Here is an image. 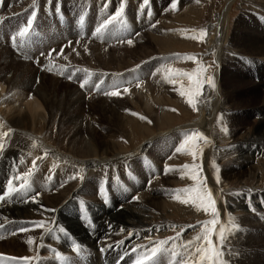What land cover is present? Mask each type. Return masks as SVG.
Listing matches in <instances>:
<instances>
[{
	"label": "bare ground",
	"instance_id": "1",
	"mask_svg": "<svg viewBox=\"0 0 264 264\" xmlns=\"http://www.w3.org/2000/svg\"><path fill=\"white\" fill-rule=\"evenodd\" d=\"M27 1L29 5L32 2V0ZM56 1L62 12L58 10L53 13L54 15L49 14L46 17L45 22L42 23L41 35L46 38L51 37L54 42L59 40V37H55L57 34L53 36L54 25H52L54 22L56 24L59 12L60 37H70L71 30H74L76 35H71L72 39L64 42L65 44L70 42L71 46L63 48L64 43L60 47L54 44L40 58L34 55L32 50L36 43V40L33 42L36 39V27L30 28L29 30L33 29V32L30 35L28 32L18 42L12 36L8 39L2 32L13 23L11 24L9 19L0 21V37L7 39L11 47L0 42V133H6L0 135V144L3 145L0 150V180L6 182L7 176L11 174L9 181L5 184L0 183V232L1 227L4 230V233L0 234V253L9 255L6 264H97V260L100 259L99 253L103 260H107V264H115L121 255L127 253V256L120 261V264H127V257L133 258L132 248L123 251L121 247L115 249L113 247L123 246L129 241L136 240L138 232L145 235L150 231L151 228L148 226L138 225L142 224L141 214L143 215L152 206L164 207L167 203H174V199L167 200V198L164 202L167 194L164 198L162 196L166 193L167 187L162 186L169 182L165 180L166 176L172 184L181 176V173L178 176H175L177 173H166L167 175L163 176L162 166L165 158L170 154V141H167L168 145L160 144L161 153H150V158L147 160L139 156L133 157L136 151L128 154L124 151L127 149L123 147L124 150L117 151L121 145L120 136L128 133V137L132 139V146L139 136L144 138L143 144L135 148L140 154L148 146L163 140L154 137V127L169 126L172 121V118L166 117L169 111L163 103V98L167 94V96L171 95L168 91L172 90L174 92L171 93H175L177 90L173 75L169 71L162 76L161 82L155 78L150 83L143 80L144 77H139L137 81L135 79L126 82L131 74L143 75V72L149 70V65L146 63L148 59L154 62V65L157 63L158 57L151 48L154 49V40L156 43L158 41L156 38L160 32L159 24H153L156 13L147 12V8L150 7L148 4L153 5L155 0ZM184 2L182 1V5ZM5 6V0H1V9ZM22 8L9 12L19 11ZM68 8L73 11L72 19L61 18ZM121 8H123L121 16L112 20L115 12ZM255 8V12L264 14V0H257ZM79 10L81 12L77 14L76 11ZM157 10L158 8L156 12ZM107 15H110L111 23L105 20ZM132 15H136L138 25L133 23ZM143 15L147 16L146 20L142 19ZM224 18H219V21H223ZM39 21L37 19V22ZM261 21V29L257 27L254 31H247L244 29L245 24H240L236 32L237 34L241 32L242 36L238 39L234 32V35L228 39L226 48L234 44V48L240 53L244 52L245 55H242L246 57L243 60L230 58L241 63V66L238 63L235 68L236 71L240 70L241 75H232L236 78L232 81L230 91L222 89L224 93L222 94L221 78L216 80V87L208 88L209 91L206 90L203 96H198L199 107L196 119L185 124L186 127L188 126L185 140L189 134L199 130L205 135H210L217 142L220 141L217 132H222L219 134H223L222 137L230 142L228 147L233 151L231 155L234 154L236 162L223 166L220 171L228 179L246 175L248 172L246 164L258 159L256 154L262 153L264 148V76L260 75L261 69L264 71V65L255 62V66L246 69L248 61L251 65L254 59H264V17H261ZM32 25H36L33 20H31ZM217 25L220 26L221 23ZM88 31L105 36L104 42L95 40L88 43L78 37L85 36ZM133 32L138 36L131 39V44L127 42L116 48H109L106 44L110 41L130 39ZM44 42L49 44L50 40ZM75 42L78 45H75ZM12 49L22 53L23 56H14L10 52ZM51 54H54L58 60L61 59L60 56L67 57L68 59L64 60L67 64H74L76 60L81 61L85 64L84 67L97 70L93 72L94 75L98 71L102 74L109 73L112 79L108 78L105 84L113 83L114 88L133 83L141 85L145 82V89L131 86L128 90L120 91L116 96H101L97 93L95 95L97 97L89 96L90 100H87L86 92L84 93L78 85L66 79H60V82H63L60 83L52 75L37 74V70L30 63L37 60L40 61L39 66L44 67L47 64L45 68L49 69L53 66L49 58ZM89 63L95 67L90 66ZM59 66L56 65V72L62 73L63 70H60ZM14 67V74L11 75V68ZM7 72L9 75H5ZM258 72L259 75H256ZM75 73L76 76L77 71ZM258 78H261L259 83L256 82ZM237 79L238 82L235 81ZM97 83L103 84V80H93L94 88ZM108 89L104 86V90ZM229 99L234 109L229 108V112L232 111L230 114L223 112L219 114V109L220 111L228 109L225 102ZM135 100L142 102L146 110L142 122L136 115L138 113L134 110V105L130 106ZM87 101H95V103L88 109ZM236 111H239L240 121L237 119ZM246 111L258 116L252 125H245L247 116L241 117L246 115ZM138 129L140 132L135 138L134 131ZM172 133L171 137H179L174 131ZM181 148L184 151L185 148ZM126 155L128 160L124 159ZM25 159L27 167H21L20 164ZM139 159V164H135ZM244 161L247 163L244 164ZM150 162H154L156 169ZM170 162H177V158L174 156ZM235 164L241 165L239 171L233 170L232 166ZM121 166L129 169H118ZM37 173L40 183L35 195L32 194L34 192L32 187L36 185L29 180ZM26 174L27 188L18 192L21 196L20 201H13V193L11 196L8 195L9 184L11 182L13 187L18 188L21 183L20 178L25 177ZM128 178H133L134 182L125 183ZM146 178L153 179V183L149 186L157 188L154 192L150 189L147 193H143L142 189L145 190L143 182ZM159 183L161 185H158ZM134 193L139 194L141 202L128 201L130 197V200L132 199ZM38 194L40 197L37 196ZM244 196L246 199L242 196L236 200L237 206L246 209L248 213L244 217H238V213L234 216L227 214L221 201L222 221L216 236L220 237V230L223 229V240L219 238L216 246L221 252L218 264H264V190L245 189ZM118 207L125 210L118 213L116 211ZM26 220L37 223L29 225ZM120 240L122 243L111 248L114 242ZM181 241L176 244L177 253L179 252L181 258L187 257L185 246L190 247L188 245L190 241L186 239L184 243ZM191 242L196 244L195 241ZM39 244H43L44 255ZM84 244L89 246H83ZM75 245L80 246L79 250H72V246ZM91 246L96 247L99 253ZM173 247L161 245L156 256L148 258L151 261L158 260L160 263L162 259H170L171 263L176 253ZM110 251L118 252H115L114 256L109 253ZM147 251L150 252L151 249ZM104 252H106L105 258ZM25 257L28 258L27 261L23 259Z\"/></svg>",
	"mask_w": 264,
	"mask_h": 264
},
{
	"label": "rangeland",
	"instance_id": "2",
	"mask_svg": "<svg viewBox=\"0 0 264 264\" xmlns=\"http://www.w3.org/2000/svg\"><path fill=\"white\" fill-rule=\"evenodd\" d=\"M182 1L184 2L185 0H159V1L155 0L154 1L155 5L154 4L152 5L151 3L148 4L150 5V7L147 8L148 9L147 12L150 13L154 11L156 13L153 24L154 25L159 24L158 29L160 30V32L158 33L159 35H157L158 38H156L158 40L157 43L155 40L153 42L154 49L151 48V51L155 52L154 55H157L158 57L157 63H155L156 65H154V62L152 63V61L148 59L146 63H148L149 65V70L143 72V75L131 74V77H128L130 79L126 81V82H130V81H134L135 79L137 81L139 77L141 78L144 77L143 80L147 82L150 81L152 82V80H154L155 78L156 80H159V82H161L162 76L169 71V73L173 75L172 76L173 82L177 86V90L175 93H171L174 92L172 90L168 91L170 92L169 94H171L170 95L171 97L167 96L168 95L167 94L166 97L163 98V103L165 104V108L169 111L166 117L168 116L167 118H172L170 125L169 126L165 125L162 128L155 126L153 129V131L155 132L154 137L157 138L160 137L159 139H163V140L148 146L145 150L141 151V153L139 154L138 150H135V148L143 144V142L145 141L144 138L139 136V139H137L136 143H134V145L132 146L131 143L132 139L128 137L127 135L128 133L126 134L124 133L125 135L122 134L120 136L119 142L121 145L119 146V149L117 151H120L121 149L124 150L123 148H126L127 150H124L126 153L128 152L132 153L136 151L135 152L136 155L134 153L133 157L137 158L139 156L140 158L147 160L150 158V153L151 154L161 153L162 150L160 148L162 146L160 147V144L164 145L165 143L167 144V141H170L169 143L170 154L168 155V157L165 158L164 160L165 163L162 166L163 176L165 177L168 173L170 174L177 173L175 176H178V174L181 173V176L177 178L178 182L175 181L173 182V184L170 183V179L167 178L166 176L165 180L169 182H167V184L162 186V187H167L166 189L167 191L166 193H164V196H162V198L165 197V194L169 196V198L167 196L164 198V202L170 199H174L175 202L172 204L167 203L168 205L165 204L164 207L163 206L159 207L156 205L155 207L152 206V208L147 210V212H144L143 215L141 214L142 217L140 219L142 221V224H138V225L140 226L146 225L149 228H151L150 231H147L145 235L144 233L141 234L140 232H138V237L135 238L136 240L131 242L129 241L127 242L126 245L115 246L118 243H122V240L118 242H114L111 245V248L113 246H115L113 247V249L121 247L123 251L125 250L128 251L130 248H132L133 258L127 257V264H133V263L135 264L137 259L145 256V254L148 252L147 250H150L154 247L160 248L161 247V245L159 244L160 241H165L168 244L167 245L165 243L164 245H162L163 247L165 246L168 247L170 245L172 247L174 246L173 248L176 252L174 253L173 256L174 259L172 258L171 263H170V259H162L163 261L161 260L162 262L160 263V261H158L157 259H156L157 261H155V259L151 261V259L147 258V260H145V264H181L182 258L179 252L177 253L178 247H176V244L181 241L179 240L181 238L183 239L181 241L182 243H184L186 239V241H195L197 245L200 244L202 245L203 242L197 241L196 238L203 234L204 225L207 222L213 220L214 217L210 211L205 212L203 210H198L196 205L192 203L185 204L182 202L187 195L184 192V190L196 187L198 184V181L193 180L191 178L193 174H196L198 180L203 182V186L212 192L213 197L215 199V207L217 210V215L215 219L217 220V224L214 227L216 229V232L222 221L221 219L222 211L220 212L221 201H223L224 203L223 208L227 214H231V216L239 214L238 217L240 216L244 217L248 213L246 209L237 206L236 200L242 196L243 199H246V197L244 196L245 189L253 188V189L264 190V148H262V153H260L259 155L258 153L256 154L257 155L256 157L257 158L259 157L258 159H255V161H253L251 164L250 163L246 164V167L248 169L246 175L239 178L236 177L230 179L226 178L220 171L222 170V168L226 167L229 163L231 164L232 162L235 163L236 157L234 156V154L231 155L233 151H230V147H228L230 146L229 145L230 142L227 141L224 137H222L223 134L221 135L219 134L222 132L219 131L217 132L219 135L218 139H220V141L217 142L210 135H205L202 131L197 130L196 132L197 139L194 142L190 141L187 145H185L184 151L181 148V145H184L185 137H187L186 132L188 131L187 130L188 126L186 127L185 124H189L193 122L198 116V107H199L198 98L203 96L206 90L209 91V89L216 87V80L218 81L220 78L222 81L221 83L222 88L221 91L220 89L219 91L222 94H224L223 90L228 91L230 89L233 79L236 78L235 76L232 77V75H241L240 70H237L239 72L235 70L236 65L239 63L240 64L239 66H241V63L230 60V58H234V59L242 58L243 60V58H246L244 56L245 54L244 52L240 53V51L236 50L234 48L235 46L234 44L233 46H229L228 48H226L228 39L232 35H234L233 34L234 32H235V37H237L238 39L242 36L241 32L238 34L236 32L237 29H239L242 24H245L244 29L247 31H254L257 27L258 29H261L262 27L261 17H264V14L257 11L255 12L256 9L255 4L257 0H186L184 2L185 4L183 3V5H182ZM92 2H96V0H92ZM5 5L6 6L3 7L2 9L0 7V21L1 19H5V20L9 19V22L11 24L13 23V25L9 27L11 28L10 31L8 30L9 28L7 27L6 29H3L2 32H8L7 34H5L8 39L9 37L12 36V38H15L14 40H17L19 42V40L21 39V37L18 35L19 31H22L27 26L28 22L33 20L34 24L36 25L35 26L32 25L31 28L33 27V29H35L34 27H36L35 30L36 39L33 40V42L36 40V43L32 50L34 55L36 56L38 55L37 56L38 58L43 56V54H46L47 51L51 49L52 45L55 44L60 47L65 41L72 39L71 35H76V32L74 30H71L70 37H66V38H64V36L60 37L61 34L59 29H61V26L58 27L60 25V19H59L60 12L57 14L56 24L55 22L52 23V25H54V27L52 26L54 29L53 36L57 34L55 37L57 38L59 37L58 38L59 40L57 42H54L51 37L46 38V36L43 37L41 35L43 28L42 23L45 22L46 17L49 14L55 13V11L58 10L61 11L60 6L58 5L56 0H40V1L32 0L30 5H29V1L27 0H5ZM20 7L23 8L20 9L19 11L9 12ZM157 8L158 10L156 12ZM76 12L77 14H79L81 10ZM71 14L73 15V11H71L68 8L64 13V15L61 16V18L72 19L73 16ZM21 15L23 16L20 19H18ZM161 16L164 18L161 19L162 18ZM132 17L134 19L133 23L138 25L136 15H132ZM221 17L223 18L225 17L223 21H219L220 20L219 18ZM37 19L40 21L41 19L43 20L40 23V21L37 22ZM142 19L146 20L147 16L143 15ZM105 20L109 22L111 20L110 15H107ZM219 23H221L220 26L217 25ZM33 29L29 30V35L33 32ZM57 30H59L58 31L59 33L57 32ZM135 34L136 36H134ZM90 36H92L93 38L89 39ZM131 36L132 37H130V39L126 38L123 40L110 41L109 43L106 44L108 45L109 48H116L118 46H122L126 44L129 40L134 39L135 37L138 36V34L136 32H133ZM78 37L82 41H86L88 43L94 42L95 40H98L100 43H102L105 40V36H101V34L94 33L93 31H88L85 36L81 35ZM47 39L50 40V43L44 44L45 43L44 41H47ZM138 41L140 42V40ZM0 42L10 47V44L7 39H3L2 37H0ZM133 42H137V41H133ZM74 44L78 45L76 42ZM20 45L22 44L20 43ZM63 46H64L63 48H65L66 46H71V45L69 42ZM52 50L55 49L52 48ZM10 52L16 57L23 56L22 53L15 52L13 49ZM53 56L54 54L53 55L51 54L49 56L51 60V64H53V66L50 67L49 69L45 68V65L47 64H45L44 67L39 66L40 61L37 60L28 63L33 65V67L37 70L38 75H52L54 76L53 78L58 80L59 82L60 79L63 80L66 79L67 81H70L78 85L81 88V90H83L84 93L86 92L87 100H90L88 98L89 96L97 97L95 96L97 93L98 95L101 94V96H111L108 93H111L113 91L120 92L123 90H128L129 88H131V86L132 88L134 87L138 88L140 86V88L145 89L144 87L145 82H143L141 85L139 84L135 85V83H133L131 85L127 84L125 86L123 85L121 87L114 88L113 83L108 82V84L107 83L105 84L108 78H110L109 73L102 74L100 71H98V73L94 75L93 72L97 70L84 67L85 64L82 63L81 61L78 62L76 60L74 64L72 63L67 64L64 62V60L68 59L67 57L63 58L62 56H60L61 59L58 60L56 56L52 58ZM254 60L255 61L252 62L251 65H249L250 62L248 61V63L246 64L247 70L248 67L252 68V66L253 65L255 66L256 63H259L260 65H264L263 64L264 59L261 60L254 59ZM80 64L82 65L80 66ZM56 65H60L59 68L60 70H63L64 73L56 72L57 71ZM89 65L95 67L91 63H89ZM11 69L13 71L11 70L10 74L13 75L15 67ZM75 71H77L76 76H75L76 74ZM260 73H261L260 74L261 77H263L264 71L262 69ZM5 75H9V73L7 72L5 73ZM256 75H259V72ZM95 79L101 81L103 80V84L101 83L100 85L97 86L95 85L96 87L94 88L92 83L93 80ZM110 79H112V77ZM197 80L200 82V88L198 94L195 87ZM235 81L238 82L239 80L237 79ZM260 81L261 78H258L256 82L259 83ZM138 82L140 83V81ZM104 86L105 88L107 89L109 88V89L104 90ZM156 86L159 88L158 84ZM4 89L6 91V87ZM94 103L95 101H87L86 105L88 109L91 108ZM225 103H227L226 108H228L227 109L228 111L226 109L220 111L221 109H219L218 110L219 114H221L222 112L230 114L232 112V111L229 112V108L230 109L233 108L231 106L232 102L230 101V99ZM131 105L132 107L134 105L135 107L134 110L136 111V113H138L136 115L138 116V118L141 119V120L139 119V121L142 122L143 118L146 115V110L145 107L143 106L144 104H142V102H140L139 100H135L134 104L130 103V106ZM250 111H246L245 113L246 115L241 116L242 118L247 116V121L244 122L245 125H252L254 119H258L257 115H252L248 113ZM216 113L214 114V116H216ZM236 116L237 117L239 116V111H236ZM237 119L240 121L241 118L238 117ZM215 130L213 132H215ZM173 131L179 137L176 136L171 137L173 135L172 133ZM139 132H140L139 129L137 131H134L135 138H137L136 136H138ZM165 132H167L168 134ZM213 132H212V136H214ZM190 144L192 145L191 147ZM177 148H180V151H177ZM193 153H195V155H193ZM127 155L124 156L125 158L123 157L125 160H128ZM174 156L177 158V162H170ZM139 162L140 159L137 160L135 164H139ZM26 163L27 160L25 159L24 161L21 162L20 166L21 167L26 166ZM245 163L247 162L244 161V164ZM151 165L154 169H156L154 166V162H152ZM240 167L241 165L239 164H235L232 166L233 170L235 171H239ZM121 168H127V167L121 166L118 169ZM38 175L39 173L34 174L29 180V182L32 183L34 182L36 185V187H32L34 189V192L32 194L35 195L36 192H38L37 187L40 183V180L37 178ZM10 178H11V174L7 176L6 182L9 181ZM6 182L0 180L1 184H5ZM124 182L133 183L134 180L133 178H128V180H125ZM150 183H153V179L149 180L146 178L145 181L143 182L145 188V190L142 189L143 193H147L150 189L152 190V192H154L157 189L154 186H152L151 188V185L149 186ZM158 185H161V183H159ZM141 186L142 183L140 184V187ZM14 193L15 192H13L14 195L13 201H20L21 196L19 195V193L17 192H16L17 194ZM37 196L40 197V194H38ZM177 196L179 197V199H177ZM130 198L128 199V201H130L131 203L134 202L139 203L142 201L141 197L137 193L133 194L131 200ZM117 206L120 205L117 204ZM234 208L237 209L235 210ZM117 209L118 210L116 209L115 210L118 213L125 210L122 207H118ZM106 218L107 217H104V219ZM26 222L29 225L37 223L33 220H26ZM3 233H4L3 227H1L0 234ZM108 236L111 237V235ZM211 239L214 241L215 245L217 246L219 237L214 235L211 237ZM172 241L174 242L172 243ZM136 243H138V245H135ZM42 245L43 244H39V248L41 246L40 248L41 253L44 255L43 252L44 249H42L43 248ZM83 246L88 247L89 245L84 244ZM91 247L95 248V250L99 253L96 247L94 246ZM115 252L118 251H113V252L110 251L109 253L115 256L114 254ZM103 254H104L103 257L105 258L106 252H104ZM99 255H100V259L97 260V264H107V260H103L100 253ZM8 257H9L8 254L0 253V264H6V261L9 260Z\"/></svg>",
	"mask_w": 264,
	"mask_h": 264
},
{
	"label": "snow or ice",
	"instance_id": "3",
	"mask_svg": "<svg viewBox=\"0 0 264 264\" xmlns=\"http://www.w3.org/2000/svg\"><path fill=\"white\" fill-rule=\"evenodd\" d=\"M123 12V8H121L119 11L115 13V15L112 17V20H115L121 16ZM111 23V20L109 21ZM31 28V21L28 22L27 26L22 30L19 31L18 35L23 38L26 36V34L29 32V29ZM15 39V38H13ZM129 44L132 43L131 40L128 41ZM197 94L199 93L200 88V82L197 80L195 84ZM110 95L116 96L120 93L117 91H113L111 93H108ZM183 94V93H182ZM191 102V101H190ZM0 135H6V133H0ZM197 139V134L195 132L189 134L188 138L185 140L184 145H181V147H184L187 145L190 141L194 142ZM3 145L0 144V150H2ZM177 151H180V148H177ZM195 155V153H193ZM193 180L198 181V184L196 187L185 189L184 192L187 194L186 198L182 201L185 204L192 203L197 206L198 210H203L205 212H211L214 219L207 222L204 225V232L202 236H198L196 238L197 241H202V245L193 244V242H188L189 246H185V252L187 253V257H182L183 264H218L219 258L221 256V252L219 248L216 247L214 241L211 239L212 236L216 235V229L215 225L217 224V220L215 219L217 215V210L215 207V199L213 197L212 192L203 186V182L198 180V177L196 174H193L191 177ZM21 183L19 184V187H13L11 182L9 184L8 189V195L11 196L13 192H20L22 189L27 188V174L25 177L20 178ZM177 199L179 197L177 196ZM220 240H223V229L220 230ZM29 243H32V241H29ZM165 241H160V245H164ZM77 250H79V247L77 246ZM160 251V248H152L150 252H147L145 256L139 258L136 260L135 264H145V260L148 257H155L157 252ZM24 260H28L27 257L23 258Z\"/></svg>",
	"mask_w": 264,
	"mask_h": 264
}]
</instances>
